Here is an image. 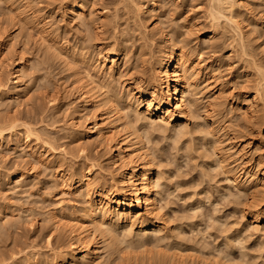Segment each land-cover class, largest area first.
<instances>
[{"label":"rangeland","instance_id":"rangeland-1","mask_svg":"<svg viewBox=\"0 0 264 264\" xmlns=\"http://www.w3.org/2000/svg\"><path fill=\"white\" fill-rule=\"evenodd\" d=\"M72 1L0 0V86L4 87L0 88V124L12 118L29 124L39 130L42 140L48 145L43 147V142L35 141L32 136L26 140L20 127L15 128L12 135L6 132L0 144V264H55L57 261L51 258V254L70 252L71 238L68 229L63 228H67L70 223L86 224L83 211L86 199L72 190V180L77 171H86L95 164V167H91L93 173L91 177H97L102 181L97 183L108 188L115 184L110 181V175L114 176L116 169L108 154L109 145L100 147L96 143L93 144L94 140L86 138V143H91L92 146L89 144L91 146L89 149L84 148L85 152L82 150L81 142L73 138L74 119L77 118L78 131L84 132L86 124L82 115H89L91 110L83 108L81 113L77 115L73 113V108L81 105L75 99L74 77H71V71L59 60L51 57L52 46L56 45L69 54H77L81 49L87 48L88 51H85L93 55L99 47L110 48L113 37L121 39L124 37L128 43L126 46L130 47L132 52H128L127 57L122 60V63H125L123 68L133 67L132 70L147 71L149 76L151 66L153 67L154 61L165 47L158 31L170 35L171 37L167 36L171 40L174 35L176 41H169L172 46L168 45L183 49L194 60L200 58L198 61H203L204 72H209L210 75L201 76L199 79L197 90L200 93L197 91L195 97L199 100L197 104L200 106H197V111L193 110V119L184 123L189 132L184 130L185 127L183 130L188 134L182 132L184 136L179 133L182 137L179 135L175 137V134H178L176 133L178 127L177 131L170 128L165 131L160 128L158 122L151 126L148 121L142 122L143 124L139 122L135 127H139L138 131L143 132L142 134L147 133L146 140L149 143L146 141V151L148 149L147 153L153 157L155 163L156 177L159 180L156 181L160 187L156 199L163 219L160 227H163L161 236L164 238L160 241L164 242L158 247L160 243L158 239L161 236L157 235L156 239L154 232H150L152 235L149 236L148 233L147 240L145 236L144 239L141 235L142 239L139 237L146 245L141 244V247L135 244L142 249L138 247L135 253L131 251L132 246L130 250L127 249L129 250L127 253L124 240H121L123 246L119 242L118 246L114 245L115 247L111 249L119 247L116 249L117 254V251L105 250L101 241L102 246L99 244V247L103 261L106 260L105 264H157L159 262L157 258L165 256L164 259L159 258L161 262L158 264H215V260L216 263L221 262L218 253L221 257V253H224L231 259L230 263L236 261L241 262L239 264H260L263 261L264 264V218L245 210L249 203L247 194L243 197L244 193L238 192L239 190L230 183L231 186L227 185L223 177L225 174L220 173L223 172L221 168L216 170L214 167L215 163V166L220 167L218 161L227 156L228 160L231 159L230 162L226 160L230 164L229 168L232 170L234 168L233 171L244 179L245 175L237 171L240 168L235 167L240 164V158L249 154L254 159L264 158V123L255 126L250 122L251 112L246 111L248 101L253 97L251 88L256 81L255 72L237 57L240 54V47L237 45L238 40L234 31L230 30L232 29L230 25L221 20L220 24L213 26L208 16L211 6L209 0H131L132 3L127 4L129 11L116 4L118 0H91L92 4L86 5L83 12L90 23V27L86 29L79 23L77 15L66 14L65 6ZM233 1L238 2L233 13L238 14L234 15L238 18L235 20L244 33L246 48L243 49L253 54L254 59L256 58L255 60L264 68V1ZM142 4L146 9L141 14H136V17L133 16L134 12L130 11L137 9L134 6ZM115 8L120 10L117 16L114 14ZM123 10L130 12L129 16ZM99 12L104 13L103 16ZM97 36L106 40L104 45H99ZM145 43L147 48L143 45ZM231 44L239 49H230ZM20 55L24 59L22 62L25 74L15 82L11 73L14 61ZM93 61L94 59L90 60V64ZM81 69L80 76L84 73ZM94 70L96 73V69ZM91 71L90 68L92 74ZM82 78L85 80L84 74ZM4 91H16L19 93L18 98H8L3 94ZM51 97H54L55 102L50 106L48 100ZM213 111L216 113L215 117L219 119L214 117L215 121H218L214 123L215 127L210 125ZM125 112L122 111V114ZM130 118L134 121L135 117ZM132 123L135 126V121ZM211 130H215V134L221 137L220 140L224 143V146L219 145L220 149L216 145L215 149L219 151L215 150L213 154L211 151H214L212 146L215 139L207 136ZM140 132L137 133L141 134ZM234 134L241 135L242 141L237 145L248 143L244 147L245 152L243 151L247 154L242 157L236 153L240 147L237 148L235 145L232 148L233 145L228 141ZM204 136L206 138H203ZM178 137L179 139H176ZM84 142L83 144H86ZM258 142L262 143V147ZM204 149L206 154L211 153L210 156L207 155L209 159L206 154L204 155ZM86 155H90L92 160L95 157L97 161L86 160ZM212 155L218 158L216 160L210 158ZM60 175H63L64 181L59 180ZM98 177L106 179L105 182ZM245 211L247 213H244ZM50 216H53L59 226L62 224L59 229L54 227V220ZM60 230H64L65 233ZM123 230L124 227L116 228L114 237L116 240L128 238L125 239L128 246V240L135 237H124L126 233L123 232L126 231ZM222 231L229 234L224 235ZM237 236L239 239H236ZM139 238L134 241L131 239L130 242L133 244L139 241ZM108 240L105 239V242ZM233 240H236L235 242L239 240L245 249L242 250L240 244L232 246ZM241 251L245 254L244 258ZM117 256L123 257L121 262Z\"/></svg>","mask_w":264,"mask_h":264},{"label":"bare ground","instance_id":"bare-ground-1","mask_svg":"<svg viewBox=\"0 0 264 264\" xmlns=\"http://www.w3.org/2000/svg\"><path fill=\"white\" fill-rule=\"evenodd\" d=\"M209 1H210L209 4L211 6L209 5L210 11L209 12L207 11V12H208L209 18L211 19V22L213 23V26L220 24L221 20H223V22H227L230 25V27L232 28L230 30L234 31L237 37V40H238V44L237 43L236 44L240 47L239 49V47L237 48L236 44L234 45L236 46L237 49L240 50L239 52L240 54L237 57L243 60L244 61L243 63L248 65L249 66L248 68L249 69L251 68L252 71L255 72L256 81L254 80L255 82H253V86H252L253 88H251V90H253L252 92L253 97L250 101H248L246 111L251 112L249 113L250 114L249 118L250 120L252 119L253 122L250 121L252 124H255V126L262 125V123H264V68L262 67L263 65H260L261 63L259 64L255 60L256 58L254 59L255 56L253 54L246 51L247 49L244 50L246 48V46L244 48V44H245L244 43V33L242 31L241 26H239V23H237L238 21L235 20V19H238L237 17L234 16L236 13L235 14L233 13L236 11V4L238 2L233 1V0H209ZM128 3H132V1L131 0H118L116 2V4L122 5L123 9L125 10L129 9L127 5ZM91 4H92L91 0H82L81 2L80 1L77 2V0H73L72 2L67 3V5L65 6V11L67 15H71V16L77 15L79 19V23H81L87 29L90 27V23L88 22L83 12H85L86 5H91ZM134 8H137V9H135L134 11L131 10L130 12H134L133 16L135 15V17H136V14L139 15L141 14V12H143L146 9L144 7V4L138 7L134 6ZM119 11H120L119 9H116V8L114 9L115 16H117ZM130 12H127L128 16ZM103 14L104 13H100V15L102 16ZM124 15L126 16V14ZM237 15L238 14H236V16ZM126 18L130 19V17H126ZM102 25L103 24H100V26ZM226 25L224 26L226 27ZM158 32H159L160 37L163 40L165 47L162 50L161 55L158 54L159 56L157 57L155 61L152 59L154 61V65L153 67L151 66V70H150L151 74L149 76L146 73L147 71H140L136 69L132 70L133 67H130V69L123 68L125 66V63H122V60L124 61V59L127 57V53L131 51L130 50L131 48L126 46L127 39L124 40L123 39L124 37L122 39L113 37L112 39L113 43L110 48L99 47L96 49V52L93 55L91 53L88 54L85 51L87 50V48L81 49L80 53H77V54H72V53L69 54L67 53L66 50L56 47V45H53L51 48L52 49V53L50 54L51 57L59 60L61 64L64 65V67H67L71 71V77H74L73 84H75V88H74V91H75L74 94L76 95L75 99L78 100L80 102L79 105L80 104L81 105L78 106L77 108H73L74 109L73 113L77 115L86 108L91 110L90 111L91 113L89 115L80 114L84 116L83 118L82 116L80 118H82L83 122L86 124L84 127L85 128L84 132L82 131V133H80L78 131L77 118H75L74 121L72 120L73 121L72 131L74 132L73 138H76L74 140L81 142V147L83 146L82 150L84 151H85L84 148L89 149L92 146L91 143H89L91 146L88 143H86V138L90 141L94 140L93 144L96 143L100 147H105L109 145L108 154L110 156V160H111L113 167L116 169L115 175L114 176L110 175V181H112L115 184L110 186L109 188L103 185H100L99 183L101 180H98L97 177L95 178L94 176L95 179L91 177L93 174L91 167H95L96 166L95 164H92L90 168L87 169L86 171H79V172L77 171V173L74 175V180H72L73 182L72 190H74L76 193H79V195L82 198L86 199V205L83 208L84 210L82 209L85 214L84 218L86 219V222H85L86 224L78 225L75 223H70L67 225V228H65L64 226H63L64 228L62 227L63 229H68V234L70 235V238H71L70 239L71 249H70V252L66 254H63V253H61L60 255L51 254L52 255L51 258L57 261V263L54 261L55 264H105L104 262L106 260L103 261V257L101 256L102 254L101 248L99 247V244L101 246L102 244L103 246H105L106 249L103 248V250L108 249V251L110 250L111 252L117 251V254H118V250L116 249H118L119 247H117L114 250H111V249H113L114 245L118 246L121 240L122 241L124 240V243H125L124 248L126 247V250L127 249L130 250L131 247L133 246L135 250L132 248L131 251L133 250V252H135L136 250L138 251V247H139L136 245L144 244L141 242L142 241L141 236H143V239H144L148 233L150 236L152 235L150 232H154L153 233L155 234L154 236H156V239H158L157 235L161 236L163 234V227L162 226L160 227L161 223L163 222V219L160 215L161 213H159L161 209L159 208V204L156 199V197L158 196V189L160 187L158 186L159 180L157 179L158 177H156L157 173L155 172L156 169L154 168L155 163H154L153 157L151 158V156L147 153L148 149L146 151L147 145L145 146V144L147 142L149 143V141L146 140L147 133L142 134L143 132H140V130L138 131L139 127L138 128H135V127H137L136 125L139 124V122L140 124H143L142 122L145 121L146 123V121H148L150 126L152 124L154 125L155 122H158V125L160 126L162 130L164 129L165 131H167L169 128L175 131L178 130L176 132L178 134H175L176 135L175 137H177L179 133L182 134V132H184V130L187 127L186 125H184V123L188 121L189 119H193L192 118V116L194 115L193 110L194 109L196 110L197 106L198 107L200 106L197 104L199 100L196 99L195 97L198 94L197 91L199 92V90H197L199 86L198 85L199 79L201 76L205 77L206 75H208L209 72L208 73L204 72L205 68L203 69V65H202L203 61L202 62L198 61L200 60V58H197L196 60H194L192 59V57H190V55L188 56V53L186 54L183 49L181 48L176 49V47L175 48L170 47L172 45L169 44L170 43L169 41L174 40L173 38L174 35L171 40L168 38V36L171 37L170 35L167 34L168 35L167 36L166 33L163 31H158ZM146 38L147 37H145V39ZM97 40L100 43L99 45H104L105 44L104 42H106V40H104V38H102L101 36H97ZM179 43H182V42L179 41ZM143 45L145 46V48H147L146 43ZM48 48L49 46L47 47V49ZM234 48L235 47H233L231 44L230 49L234 50ZM236 48L235 50H237ZM83 51L85 52L82 53ZM93 59L94 61L90 64V60H93ZM22 61L24 62L22 55L18 56L17 59L14 61L13 72L11 73V75H12V78L16 80L15 82H17L25 74L24 63ZM142 62L144 63V61ZM79 66L84 71L82 75L84 74L85 80H83L82 75L81 76L79 75L80 74ZM90 68L92 69L91 71L92 74L90 73ZM94 69H96V73H94L95 72ZM116 85H118L120 89H118L119 87L116 88L117 87ZM2 88L4 87L2 86ZM242 88H245V87H241V89ZM3 94L7 96L8 98H15V99L18 98L17 96L19 95V93H16V91L15 92L4 91ZM54 102H55L54 97H51V99L48 100V104L50 106L53 105ZM217 106L220 107V105H217ZM202 107H205V106H202ZM212 107L215 108L214 106ZM101 108H103L102 111H101ZM213 108H211V110ZM220 109H222V107ZM103 110L105 112H103ZM122 111L124 112L126 111L125 114L123 113L124 115L122 114ZM215 114L216 113L214 112V115L210 117V118H213L212 119L213 122L211 120V123H210L211 126L212 125L214 126V123L218 122V121H215V119H218L215 117ZM131 116L135 117L134 118L135 126H134V123H132L134 121L130 120ZM78 119H79V116H78ZM91 119H93V121ZM17 127H20L22 129V135L26 138V140H28V138L32 136L35 141H40L41 143L43 142V147L48 146L47 143L44 142V140H42L41 138L42 135L39 134L38 129L24 122H18L15 118L8 119L6 122H3L0 124V144L3 142V138L6 132L12 135L15 132L14 129ZM177 127L179 129L181 128L182 130L181 129L179 130ZM135 129H137V131ZM141 129L143 128L141 127ZM131 130H134V132L130 133L129 131ZM214 131L215 130L213 131L211 130L207 134V136H210L211 139L212 138L215 139L214 141L215 144H213L212 146L214 151L210 150L212 154L213 152L219 151L217 149L219 148V145L224 146V143L220 140L221 137L219 138V136L216 135ZM137 132H140L141 134ZM144 132H148V131H144ZM185 132H184L185 135L188 134ZM182 135H179V137H182ZM205 136L203 138H206ZM179 137L176 139H179ZM211 141H209V143H211ZM228 141L230 142L231 145H233L232 146L233 148L235 145H237L239 142L242 141L241 135L234 134V136L229 138ZM83 142L86 144H83ZM258 144L262 147V143L258 142ZM85 145H87L88 147H86ZM216 145L218 147L215 149ZM247 145L248 143H245L244 145L242 144L237 145V148L240 147V150L236 151V153L240 157L247 154V153H244L245 152L244 147ZM205 149L203 150L204 155L206 154L204 152ZM221 150H224V149H221ZM225 153H228V152H225ZM207 155H209L208 152L205 155L208 158ZM214 156L212 155L210 158L216 160L218 157L214 158ZM223 157L224 156H222V158ZM224 158L225 159H223L222 161H218L220 162V164L217 162L218 165H220V167L215 166L216 163L214 167H216V170L217 168L218 170L219 168H221L220 170L223 172H220V173L221 175H223L222 173L225 174V176L223 177H225L226 179L225 181L228 183L227 185H229V183L232 184L236 189L239 190L238 192H242L241 194L244 193L243 197L246 196L245 194H247L248 196L247 200L249 201V203H248V207L245 208V210L252 212L253 215L255 216H261L262 218H264V158L257 157L256 159H254L252 158L251 154L240 158L241 160L240 164L237 165L236 163L237 166L235 167L240 168L237 171H239L240 174L245 175L246 178L244 179H242V177H240L238 173H235V171H233L234 168L233 170L229 168L230 164L226 162V160H228L227 156ZM85 159L90 160V161L92 160L90 155L89 156L86 155ZM212 159L210 161H212ZM94 160H96L95 157L93 158L92 161L94 162ZM230 160L228 161L230 162ZM210 161L209 162L207 161V162L210 163ZM212 169L214 170V168ZM101 178L102 177H100L99 179ZM60 179L64 181L63 175H60L59 180ZM102 180H104V178H102ZM105 180L103 182H105ZM92 196H94L93 199L91 198ZM240 196L241 195L239 194V197ZM238 211L239 210H237V212ZM246 211L244 213H247ZM240 213H242L241 210H240ZM51 218L53 219V216ZM53 220H54L53 221L54 227L56 229L58 227L60 228L62 224H60L59 226L57 221H55V219ZM119 227L125 228V230L123 231H126V232H123V234L126 233L127 235L126 234L125 236L123 235L124 237L132 236V237H135L134 238L135 240H138L139 237L141 239L139 238V241H135L132 244L131 242L134 241V239L131 238L132 241L130 242L131 239L128 240L127 243H129V245L127 246L125 242L127 240L125 239H128V238L123 237L124 239L120 238L119 240L118 239L116 240V237H114L115 236L114 234H116L114 233V230H116V228L118 229ZM222 232L223 234L225 233V231H222ZM64 233L65 231L63 232V234ZM218 234L220 235V233ZM223 234L222 236L227 234V231L224 235ZM147 237L145 238L146 240H147ZM162 238H164V236L163 237L161 236V238L159 237L158 240L160 241L162 240ZM240 238H243V237L240 236ZM105 239L106 240L109 239L108 241H106L108 243L105 242ZM236 239H239V237ZM225 240L226 239H224L223 241L226 244ZM116 241L118 242V244H115L117 243ZM233 241H234V244L232 246H235V244H237L238 246V244L241 243L239 240H238L239 242L238 241L235 242L236 240H233ZM163 242L161 241L160 243L158 242L159 245L157 246L159 247L160 244H162ZM123 244L121 242L122 246ZM134 245L137 247V249L135 248ZM230 245H231V242H230ZM240 245L239 247L243 246V245L241 246ZM127 247H130V248H127ZM141 247L139 248L142 249ZM244 249L245 247L244 248L242 247V250ZM129 250H127L126 252L128 253ZM239 250H241V248H239ZM121 251H123V249ZM108 253H105V254L107 255ZM218 254H219V257H221L220 253ZM242 254L244 253L242 252ZM221 255H222L221 258L218 257V259H220L221 261V262H218L220 264H237L238 263V262L236 263V261L234 263L233 262L230 263L231 259H229V257L226 256L227 254L221 253ZM119 256L117 257L120 258ZM243 256H245V254L242 255V257ZM122 258H120L119 260L120 262L122 261L121 260ZM159 258L162 259L163 256L162 258L161 257L157 258V261H159L158 263L161 262ZM130 259H133V258H130ZM215 259H217V257ZM240 260H242V258ZM214 262L215 264H218L216 263V260ZM260 264H263V261Z\"/></svg>","mask_w":264,"mask_h":264}]
</instances>
